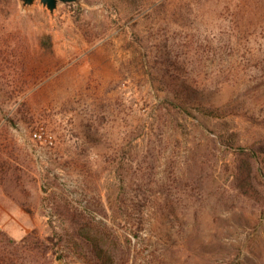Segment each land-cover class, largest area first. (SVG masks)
Segmentation results:
<instances>
[{"label":"rangeland","instance_id":"obj_1","mask_svg":"<svg viewBox=\"0 0 264 264\" xmlns=\"http://www.w3.org/2000/svg\"><path fill=\"white\" fill-rule=\"evenodd\" d=\"M259 138L264 0H0V264H264Z\"/></svg>","mask_w":264,"mask_h":264},{"label":"trees","instance_id":"obj_2","mask_svg":"<svg viewBox=\"0 0 264 264\" xmlns=\"http://www.w3.org/2000/svg\"><path fill=\"white\" fill-rule=\"evenodd\" d=\"M211 106V105H210ZM217 109V107L212 106ZM226 146L234 148L232 169V186L240 194H253L264 209V138L251 144L241 145L237 140H225ZM95 259L101 264H111L110 255L106 253L98 238H87Z\"/></svg>","mask_w":264,"mask_h":264},{"label":"water","instance_id":"obj_3","mask_svg":"<svg viewBox=\"0 0 264 264\" xmlns=\"http://www.w3.org/2000/svg\"><path fill=\"white\" fill-rule=\"evenodd\" d=\"M23 8H28L34 4L36 0H19ZM44 8L48 10L50 14L54 12L59 3L75 2L78 3L80 0H37Z\"/></svg>","mask_w":264,"mask_h":264},{"label":"built area","instance_id":"obj_4","mask_svg":"<svg viewBox=\"0 0 264 264\" xmlns=\"http://www.w3.org/2000/svg\"><path fill=\"white\" fill-rule=\"evenodd\" d=\"M33 136H34V137H37V138H40V133L33 132Z\"/></svg>","mask_w":264,"mask_h":264}]
</instances>
